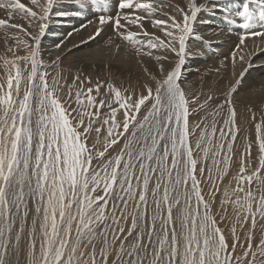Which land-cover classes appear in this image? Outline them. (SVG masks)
<instances>
[{"label": "snow or ice", "instance_id": "snow-or-ice-1", "mask_svg": "<svg viewBox=\"0 0 264 264\" xmlns=\"http://www.w3.org/2000/svg\"><path fill=\"white\" fill-rule=\"evenodd\" d=\"M109 2L0 0L6 14L0 28L20 29L33 41L17 38L7 49L11 58L0 57L5 73L0 77V264H264V223L258 241L254 233L264 222V79L246 90L256 97L246 109L255 128V166L249 142L232 177L235 186L230 180L220 198L222 210L227 213L231 206L235 216L231 244L219 226L226 216L218 222L213 213L239 132L234 96L254 60L256 67H264V48L249 51L246 44L248 38L264 40V0L234 5L240 8L235 13L239 23L228 15L224 0H186V8H176L179 18L164 13L166 20L153 19L158 0H116L115 15H99L94 31L81 43L94 42L103 26L111 24L137 56L155 59L160 76L151 77L154 87L145 83L136 94L112 82L121 44L111 38L103 48L114 46L115 51L101 53L107 56L101 62L109 79L93 81L90 74L78 73L65 85L57 73L49 83L40 45L52 14L86 19L90 6L93 13L101 11V5L106 11ZM201 12L210 17L223 13L229 32L232 26L243 31L231 53L234 83L210 113V126L202 118L204 127L198 123L192 128L189 115L195 110L190 104L203 109L213 100L211 95L203 103L198 96L189 100L180 83L189 58L187 41L202 39L194 32ZM16 16L34 26L35 35L14 23ZM146 18L164 38L144 28ZM200 23L210 25L212 20ZM21 46L24 55L17 54ZM153 50L174 55L167 71L162 61L169 56ZM92 63L95 66L96 59ZM237 63L244 65L238 76ZM65 86L68 98L62 100L57 92ZM221 116L218 127L216 118ZM196 129L199 137L193 148L190 137ZM121 143L119 151L109 155ZM203 183L210 185L208 199ZM249 221L241 242L237 225L243 229Z\"/></svg>", "mask_w": 264, "mask_h": 264}, {"label": "bare ground", "instance_id": "bare-ground-1", "mask_svg": "<svg viewBox=\"0 0 264 264\" xmlns=\"http://www.w3.org/2000/svg\"><path fill=\"white\" fill-rule=\"evenodd\" d=\"M21 2H26V0H21ZM197 2L204 3L205 0H197ZM61 3L67 5L70 3V0H61ZM242 3L243 0H224L223 6L227 7L228 15L234 17L237 20V23L241 21L239 17L235 16V13L239 11L240 8L235 7L234 5H242ZM115 5L116 0H110L106 11L103 10V5H101V11L95 13H93L90 6L86 12V19L58 17L55 14H52L51 19L48 21L49 27L46 29V34L42 38L40 45V58L46 66L42 70L49 73V83H51L52 78L57 73L60 74L61 84L65 85L72 84L73 77L78 73L90 74L93 81L97 78L101 81L109 79L108 71L103 67L101 62L103 59H107V56H102L101 53L102 51L105 53L115 51L114 46L111 49L103 48V45H105L109 38H111L116 43L121 44L120 56L117 58L116 65L112 68V82H114V84L122 91L127 89L129 93L135 92L136 94H139L143 90V85L145 83L151 84L154 87L151 77L153 75L157 77L160 76L159 67L155 59L148 56H137L131 45L117 38L111 24L103 26L101 35L98 36L94 42H87L86 44L81 43L82 39L87 40L89 34L94 31V27L96 23H98L99 15H115L118 10ZM177 7L186 8V0H158L157 12L153 19L166 20L167 16L164 15V13L176 15L177 18H179L178 13L176 12ZM208 7L211 8V5L209 4ZM250 7L253 12L258 15V9L256 6L253 5ZM223 15V13H219L218 15L216 14L215 16L210 17L207 12H201L198 14V19L194 22V32L202 39L198 40L190 38L189 41H187L189 58L186 59V63L182 67L180 83L189 100L194 96H198V102L203 103L209 95L213 97V100L203 109H197V104H190V109L195 110L190 111L189 115L190 126L192 128H195V126L201 122L202 118L210 126L213 119L210 113L215 108L216 104L222 102L228 85L234 83L231 53L239 43V36L243 30L232 26V30L229 32V25L223 20ZM0 18H6V14L3 10H0ZM202 19H211L212 23L210 25L201 24L200 21ZM89 20L93 21V23L87 24V21ZM13 22L22 25L23 28L31 31L32 34L35 35L36 28L34 26L29 28L27 20L21 19L20 16H16ZM81 24H87V28L81 30L79 33H74L71 37L67 36V34L72 32L74 28H80ZM144 28L149 33L164 38L161 31L152 27L151 19H145ZM132 30L139 31L136 27H133ZM21 37L26 39L29 43H33L31 37L25 36L24 32L20 29L0 28V57L7 55L11 58L12 54L8 52L7 49L16 43L17 38ZM61 40H64L65 42L60 48H56L55 46L60 44ZM246 44L249 51H253L257 46L264 48V40H261L259 37L248 38ZM210 49L213 50V53H210ZM153 51L155 55L166 54L169 56L168 61H162L165 71H167L171 67L170 61L175 60L174 55L164 53L162 50ZM17 54H25L23 46L17 49ZM90 55L92 57L91 59L89 58ZM193 56L196 58H191ZM58 57L60 58L58 63H54L57 61ZM93 59H96L95 66H93L92 63ZM0 63H2V61H0ZM243 67L244 65L237 63L235 68L237 76ZM145 69H147V71H145ZM217 69H219V71H217ZM4 75L5 73L3 69L0 68V77ZM261 79H264V67H256V61L254 60L253 66L244 79L242 87L234 96L239 132L234 143L233 160L231 164H239L240 152L242 153L245 145L251 142V156L254 161L253 166H255V161L258 156V150L255 145V128L246 109L250 102L255 103L256 97L247 94L246 90L250 85L259 82ZM102 91H105V89H102ZM57 95L60 96L62 100H66L68 98L67 86L61 88L57 92ZM71 107H76L75 103H72ZM118 115H120V118L122 119V114ZM102 118L103 117H101V119ZM216 119L219 127V125L222 124V116L217 117ZM200 127L203 128L204 124L200 123ZM198 137L199 129H196L195 134L190 137L193 148L195 147V142ZM227 178L220 183V192L216 195L213 212H224L220 205V198L223 188L229 184ZM205 185H208V183L202 184V191L206 197L210 186H207L206 190L204 189ZM228 211L233 212L231 206H228L227 208V214L229 215ZM248 224L250 225V223ZM248 224H246L243 234L247 233ZM259 234L257 235L260 237Z\"/></svg>", "mask_w": 264, "mask_h": 264}, {"label": "rangeland", "instance_id": "rangeland-1", "mask_svg": "<svg viewBox=\"0 0 264 264\" xmlns=\"http://www.w3.org/2000/svg\"><path fill=\"white\" fill-rule=\"evenodd\" d=\"M219 13L220 12H217L216 14L218 15ZM210 53H213V50L210 49ZM95 135H96L95 132H93L92 133L93 138H94ZM103 136H104V133L102 132L101 133V137H102L101 143H103ZM89 143L91 144L92 141H90ZM120 147H122V145L118 144L113 149H110L109 150V155H115L116 152L119 151V148ZM240 155H241V152H240ZM238 170H239V164H231L230 171H229V173L227 174V176L224 179H226L227 177H229V178H227L228 179V182H229L230 180H232V177H234L238 173ZM205 176H207V173H205ZM204 184H207V183H204ZM232 184H233V186H235V181L234 180H232ZM207 186H210V185L209 184L208 185H205L204 186L205 188L204 187L203 188L207 190ZM201 187H202V185H201ZM205 199H208V194L206 195ZM213 213H214V215H215V217H216V219H217L218 222L220 221L221 216H226V219L222 223H220L219 226L224 230V234H225V236H226V238L228 240V243L231 244L232 243V237H231L230 229H231V226H232L233 221L235 220V216H234L233 212L232 211H228L229 215L227 213H225V212L221 213L219 211H214ZM260 223H262V222H259L257 224V226H256V229L254 230L255 237H256L257 241L260 238L257 234L260 233L259 235L261 236V233H262V230H261V227H260ZM245 226H246V224L244 225V228L241 229L240 226L237 225V232L240 235L241 242H244L245 239H246V234H243L244 229H245ZM250 226H251V224L250 225L248 224V229L250 228ZM257 228H258V230H257ZM248 229H247V231H248Z\"/></svg>", "mask_w": 264, "mask_h": 264}]
</instances>
